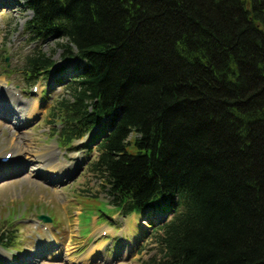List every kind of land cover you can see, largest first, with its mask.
<instances>
[{
    "label": "trees",
    "instance_id": "1",
    "mask_svg": "<svg viewBox=\"0 0 264 264\" xmlns=\"http://www.w3.org/2000/svg\"><path fill=\"white\" fill-rule=\"evenodd\" d=\"M17 1L77 64L49 114L62 146L90 135L122 217L168 218L157 264H264V0ZM55 66L39 45L25 81Z\"/></svg>",
    "mask_w": 264,
    "mask_h": 264
},
{
    "label": "rangeland",
    "instance_id": "2",
    "mask_svg": "<svg viewBox=\"0 0 264 264\" xmlns=\"http://www.w3.org/2000/svg\"><path fill=\"white\" fill-rule=\"evenodd\" d=\"M30 18L31 12L21 2L0 0V90L21 97L16 107L29 108L36 103L34 116L20 127L16 109L10 104L0 106V236L6 234L14 244L8 249L0 246V264H81L72 260L78 261L88 247L100 241H104L102 255L86 264H157L162 253L155 227L168 218L164 214L157 218L155 210L122 217L102 191L100 175L91 169L97 151L90 135L69 147L62 146L59 122L49 114L56 100L67 96L77 64L65 62L64 49L57 46V40L31 41L24 29ZM39 45L56 66L30 85L22 66L25 56ZM60 67L64 71L58 74ZM20 146L33 152L50 146L52 160L67 167L68 174L56 181L55 176L32 169L38 168L37 161L27 166L25 156L16 161L15 148ZM127 150L136 149L132 144ZM6 155L10 158L5 160ZM71 167L73 171H68ZM39 216L49 221L43 222ZM102 229L109 233L102 236ZM128 248L130 255L123 257ZM53 251H59L60 258L50 259Z\"/></svg>",
    "mask_w": 264,
    "mask_h": 264
},
{
    "label": "bare ground",
    "instance_id": "3",
    "mask_svg": "<svg viewBox=\"0 0 264 264\" xmlns=\"http://www.w3.org/2000/svg\"><path fill=\"white\" fill-rule=\"evenodd\" d=\"M0 83H3V80L0 81ZM12 92V91H11ZM10 91L7 92H2L0 90V106H4L6 104H10L12 107V109H16V119H17V124H19V127L26 124L27 121H29L33 116H34V112H35V107H36V103H32L30 105V107L26 108L23 106H19L16 107L17 105H19V103H21V97H14L12 95L9 94ZM13 93V92H12ZM46 151H39V152H33L31 150H29L28 148L25 147H16L15 148V154H18L19 156H13L15 158H19L18 160H23L22 157L25 156V158L27 160H29L28 164H30V162L33 161H37L39 163L38 168H32V169H38V171L43 174V175H51L55 176L54 180H58L61 177H65L68 173H67V167L59 166V164L55 163L52 159L54 157V151L51 150L50 146L46 147ZM14 161V162H16ZM74 167H71L68 171H73ZM143 227H145V225L143 224ZM104 229L101 230V233L103 232ZM107 233H109V230H107ZM103 246H104V241H100L98 244H94L91 245L90 247H88V249L86 250V252L79 258L78 261L72 260L73 263H81V264H86L88 262H93L98 256L102 255V250H103ZM70 249V247L68 246V249H66V253L65 256H67V258L65 259H69V252H67ZM40 252L43 251L39 250ZM131 253V249L128 248L126 249V251L123 254V257L129 256ZM60 252L59 251H53L52 254L50 255V259H57L60 258ZM101 260H103V258H101Z\"/></svg>",
    "mask_w": 264,
    "mask_h": 264
},
{
    "label": "water",
    "instance_id": "4",
    "mask_svg": "<svg viewBox=\"0 0 264 264\" xmlns=\"http://www.w3.org/2000/svg\"><path fill=\"white\" fill-rule=\"evenodd\" d=\"M41 220H43L44 222H48V218L46 216H40L39 217Z\"/></svg>",
    "mask_w": 264,
    "mask_h": 264
}]
</instances>
